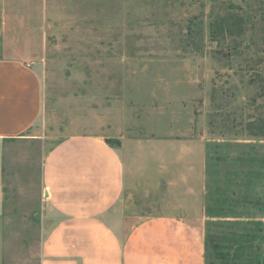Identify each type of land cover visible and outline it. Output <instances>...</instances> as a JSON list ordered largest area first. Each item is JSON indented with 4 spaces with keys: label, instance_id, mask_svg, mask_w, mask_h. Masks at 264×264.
<instances>
[{
    "label": "rangeland",
    "instance_id": "374dc122",
    "mask_svg": "<svg viewBox=\"0 0 264 264\" xmlns=\"http://www.w3.org/2000/svg\"><path fill=\"white\" fill-rule=\"evenodd\" d=\"M22 11L21 46L0 52L37 70L43 108L25 138L0 146L2 264H40L58 220L42 167L59 142H135L128 168L137 174L112 211V223L129 229L161 210L156 165L143 158L199 135L206 205L262 229L251 264H264V0H22ZM142 163L150 177L140 176ZM209 221L205 238L244 234L219 219L207 229ZM231 255L223 264H241Z\"/></svg>",
    "mask_w": 264,
    "mask_h": 264
},
{
    "label": "crops",
    "instance_id": "0c3cea01",
    "mask_svg": "<svg viewBox=\"0 0 264 264\" xmlns=\"http://www.w3.org/2000/svg\"><path fill=\"white\" fill-rule=\"evenodd\" d=\"M22 16V0H0V49L21 46ZM42 108L37 70L22 58L0 52V146L25 138ZM165 143L166 151L143 158L156 165L152 172L162 188L161 210L129 229L112 223V211L137 174L128 168V150L135 142L115 147L103 137L72 136L53 147L44 159L42 180L58 220L43 239L40 264H205L204 136ZM142 164L140 176L150 177L149 167ZM4 180L0 156V210Z\"/></svg>",
    "mask_w": 264,
    "mask_h": 264
},
{
    "label": "trees",
    "instance_id": "16d2710c",
    "mask_svg": "<svg viewBox=\"0 0 264 264\" xmlns=\"http://www.w3.org/2000/svg\"><path fill=\"white\" fill-rule=\"evenodd\" d=\"M260 128L264 129V127ZM208 202L206 205V214L210 221L207 224V229L215 224L213 223L215 222L214 220L219 219L220 221L227 222L226 228L234 230V228L240 227L244 234L236 235L235 233H230L217 236L212 235L210 231H208L205 239V264H223L229 253L232 254L231 256L234 257L236 261H240L241 264H251L252 261H257V263H259V255L254 253V243L256 241L257 232L262 229L260 227L257 229L252 228V224L255 223L251 221L243 223V218H232L222 216L221 213L217 214L214 211L213 205ZM217 208L218 211H222V207L217 206ZM213 212L215 215H212ZM223 248L227 250V254L224 252Z\"/></svg>",
    "mask_w": 264,
    "mask_h": 264
}]
</instances>
